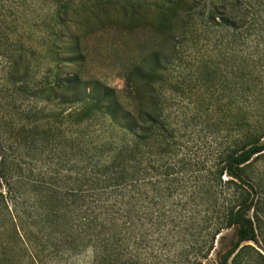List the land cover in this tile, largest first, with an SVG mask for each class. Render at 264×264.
Returning a JSON list of instances; mask_svg holds the SVG:
<instances>
[{"label":"trees","instance_id":"obj_1","mask_svg":"<svg viewBox=\"0 0 264 264\" xmlns=\"http://www.w3.org/2000/svg\"><path fill=\"white\" fill-rule=\"evenodd\" d=\"M108 13L121 15L126 33L147 27L154 37L124 68L121 88L83 73L84 33L93 31L88 22L102 26ZM52 36L53 73L40 92L55 106L54 125L39 129L33 123L12 136L0 125V264H58L86 249L94 264H202L229 228L235 239L218 253V264H262L252 253L264 258L246 245L257 241L258 206L246 178L249 165L264 154V113L256 103L264 0L59 5ZM213 48L235 53L233 78L223 85L230 133L205 168L178 154L179 128L166 108L180 102L170 92L195 95L193 117L207 124L217 74ZM163 198L172 200L161 211ZM190 202L198 206L194 223ZM151 203L157 209L153 224ZM152 226L161 242L171 234L177 242H192L170 254L162 248L147 252Z\"/></svg>","mask_w":264,"mask_h":264},{"label":"rangeland","instance_id":"obj_2","mask_svg":"<svg viewBox=\"0 0 264 264\" xmlns=\"http://www.w3.org/2000/svg\"><path fill=\"white\" fill-rule=\"evenodd\" d=\"M91 1L0 0V125L7 134L12 136L22 128L25 130L30 128L33 123H36L39 129H47L54 125L50 113H53L55 106L45 99L40 91L50 81L53 73L50 72L53 66L50 44L53 40L52 24L56 9L59 5H75L82 8ZM104 16L109 18L102 26H97L92 21L88 22L93 31L84 33L87 61L83 73L85 77L98 78L109 86L121 88L124 68L154 37L147 27L126 33L120 26L121 15L118 13H108ZM70 30L76 32V26L72 25ZM232 54L235 53L229 51L225 54L214 48L211 51L212 67L217 74L214 91L210 95L209 119L206 125L198 117H193L192 107L198 98L195 95L187 99L185 96H174L176 94L170 92L171 96L180 99V102L177 104L170 102V106L166 108L171 125L179 128L178 154L186 155L192 163L197 162L205 168L213 163L217 153L223 151L228 144L227 134L230 131L226 128L230 120L227 110L229 96L223 85L233 78L231 72L233 58L230 57ZM259 79L262 82V90L257 93L256 103L259 112L263 114L264 65ZM170 94L167 90L166 95ZM260 113L253 117L262 120ZM55 125L66 133L63 124ZM151 179L153 180V177ZM246 181L255 189L258 200L254 218L257 241L247 242L246 245H251L252 249L264 258V154L255 158L249 165ZM189 190L192 191V188ZM188 196L189 193L183 195L182 201ZM149 198L153 202L152 192ZM171 200V198L161 200V211L170 207ZM156 210V206L151 203L149 224L155 222ZM187 210L191 216V223H194V217L199 216L198 206L190 202L187 204ZM153 228L154 226L150 232V241L147 243V252L162 248L163 252L168 251L170 254L173 248L181 249L192 242L191 240L185 243L177 242V236L171 234L164 242L162 240V243L158 238V232ZM234 239L233 228L222 231L214 243V249L202 264H218V253L228 248ZM252 254L264 264L262 258ZM58 264H94V255L92 250L86 249L62 259Z\"/></svg>","mask_w":264,"mask_h":264}]
</instances>
